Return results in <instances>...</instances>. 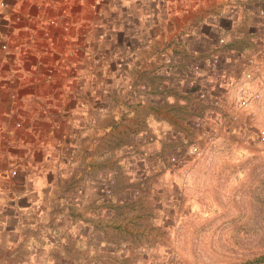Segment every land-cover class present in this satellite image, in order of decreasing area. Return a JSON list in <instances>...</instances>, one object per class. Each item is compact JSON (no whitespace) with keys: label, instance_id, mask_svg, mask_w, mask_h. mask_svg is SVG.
<instances>
[{"label":"crops","instance_id":"1","mask_svg":"<svg viewBox=\"0 0 264 264\" xmlns=\"http://www.w3.org/2000/svg\"><path fill=\"white\" fill-rule=\"evenodd\" d=\"M261 8L263 0H6L0 264H130L135 236L120 207L134 189V159L169 151L172 112L221 105L247 58H264Z\"/></svg>","mask_w":264,"mask_h":264},{"label":"rangeland","instance_id":"2","mask_svg":"<svg viewBox=\"0 0 264 264\" xmlns=\"http://www.w3.org/2000/svg\"><path fill=\"white\" fill-rule=\"evenodd\" d=\"M260 59L258 100L239 108L225 95L221 105L171 111L178 127L171 128L176 140L170 150L163 147L153 150L158 157L134 159V189L122 194L120 207V216L131 217L127 230L135 236L130 264H250L264 249ZM240 75L228 88L237 86ZM191 144L198 153H188Z\"/></svg>","mask_w":264,"mask_h":264},{"label":"built area","instance_id":"3","mask_svg":"<svg viewBox=\"0 0 264 264\" xmlns=\"http://www.w3.org/2000/svg\"><path fill=\"white\" fill-rule=\"evenodd\" d=\"M264 1V0H263ZM6 0H0V8L5 7ZM259 16L262 19L264 24V8H261L259 11ZM4 50L7 49L6 44H2ZM206 64L210 67H215L217 65V59L215 57H210L205 60ZM195 74L199 73V66H195L193 69ZM262 65L260 60L255 56H249L246 60L245 67L237 80V86L232 89H227V97L233 98L234 105H237L239 108H246L248 105H251L262 95L261 90L258 89L257 85L260 82L263 73ZM52 77V72L49 70L47 72V80H50ZM12 98L14 96L12 95ZM201 123H198L200 125ZM209 140L212 139L211 136L207 137ZM189 154L198 153V147L194 144H191L188 147ZM172 162L175 161V157L171 159Z\"/></svg>","mask_w":264,"mask_h":264},{"label":"trees","instance_id":"4","mask_svg":"<svg viewBox=\"0 0 264 264\" xmlns=\"http://www.w3.org/2000/svg\"><path fill=\"white\" fill-rule=\"evenodd\" d=\"M250 264H264V249L255 256L250 262Z\"/></svg>","mask_w":264,"mask_h":264}]
</instances>
